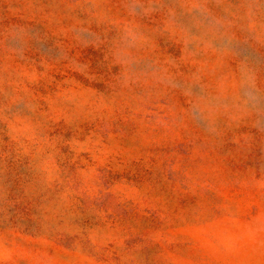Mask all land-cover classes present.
Masks as SVG:
<instances>
[{"label":"clouds","instance_id":"clouds-1","mask_svg":"<svg viewBox=\"0 0 264 264\" xmlns=\"http://www.w3.org/2000/svg\"><path fill=\"white\" fill-rule=\"evenodd\" d=\"M0 264H264V0H0Z\"/></svg>","mask_w":264,"mask_h":264}]
</instances>
